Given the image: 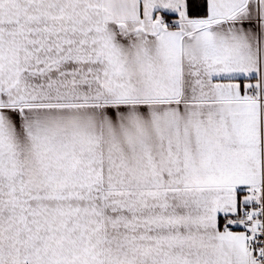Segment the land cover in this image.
Wrapping results in <instances>:
<instances>
[{
  "label": "snow or ice",
  "instance_id": "1",
  "mask_svg": "<svg viewBox=\"0 0 264 264\" xmlns=\"http://www.w3.org/2000/svg\"><path fill=\"white\" fill-rule=\"evenodd\" d=\"M0 264H264V0H0Z\"/></svg>",
  "mask_w": 264,
  "mask_h": 264
}]
</instances>
